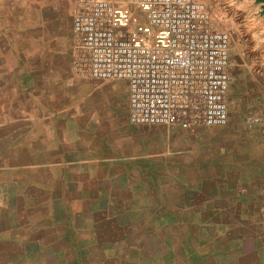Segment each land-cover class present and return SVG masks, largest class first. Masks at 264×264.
<instances>
[{
  "label": "crops",
  "instance_id": "crops-1",
  "mask_svg": "<svg viewBox=\"0 0 264 264\" xmlns=\"http://www.w3.org/2000/svg\"><path fill=\"white\" fill-rule=\"evenodd\" d=\"M202 1L224 126L131 123L124 81L75 71L73 0H0V264H264V15Z\"/></svg>",
  "mask_w": 264,
  "mask_h": 264
},
{
  "label": "built area",
  "instance_id": "built-area-1",
  "mask_svg": "<svg viewBox=\"0 0 264 264\" xmlns=\"http://www.w3.org/2000/svg\"><path fill=\"white\" fill-rule=\"evenodd\" d=\"M80 75L127 85L128 119L156 126H224L230 31L202 0H73Z\"/></svg>",
  "mask_w": 264,
  "mask_h": 264
},
{
  "label": "rangeland",
  "instance_id": "rangeland-1",
  "mask_svg": "<svg viewBox=\"0 0 264 264\" xmlns=\"http://www.w3.org/2000/svg\"><path fill=\"white\" fill-rule=\"evenodd\" d=\"M243 1V0H242ZM246 4L248 5V6H251V7H254V8H256V9H260L261 10V13L264 15V13L262 12V8H261V5H262V3L261 2H258L257 0L254 2H251V0H247L246 1ZM246 6V5H245ZM212 14V13H211ZM215 21H216V27L218 28V29H228L226 26H228V25H224V24H222V23H220V22H218L216 19H215Z\"/></svg>",
  "mask_w": 264,
  "mask_h": 264
},
{
  "label": "water",
  "instance_id": "water-1",
  "mask_svg": "<svg viewBox=\"0 0 264 264\" xmlns=\"http://www.w3.org/2000/svg\"><path fill=\"white\" fill-rule=\"evenodd\" d=\"M258 2H261V8H262V12L264 13V0H257Z\"/></svg>",
  "mask_w": 264,
  "mask_h": 264
}]
</instances>
